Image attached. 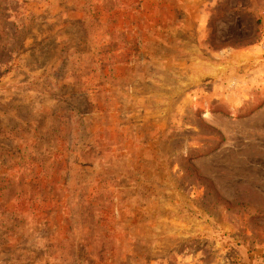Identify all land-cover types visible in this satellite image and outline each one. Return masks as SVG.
<instances>
[{
  "label": "rangeland",
  "instance_id": "1",
  "mask_svg": "<svg viewBox=\"0 0 264 264\" xmlns=\"http://www.w3.org/2000/svg\"><path fill=\"white\" fill-rule=\"evenodd\" d=\"M0 264H264V0H0Z\"/></svg>",
  "mask_w": 264,
  "mask_h": 264
}]
</instances>
